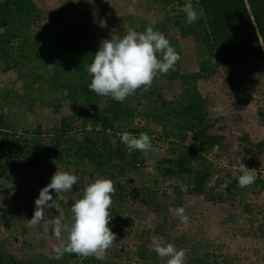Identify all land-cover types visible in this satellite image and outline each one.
Segmentation results:
<instances>
[{
    "label": "trees",
    "instance_id": "obj_1",
    "mask_svg": "<svg viewBox=\"0 0 264 264\" xmlns=\"http://www.w3.org/2000/svg\"><path fill=\"white\" fill-rule=\"evenodd\" d=\"M133 1L0 0V170L18 175L26 166L37 170L47 164L49 184L58 167L71 172L75 161L92 167V179L113 181L114 202L128 199L137 208L159 195L171 199L177 211L188 202L196 210L203 201L214 208L243 201V214L233 216L235 227L242 236L264 237V201H244L249 189L238 186L240 161L264 165V137L251 136L254 128L264 127V106L251 110L247 83L249 74L264 70V0H152L163 16L151 26L165 34L181 59L174 71L156 76L166 85L155 106L142 112L133 106L141 88L118 102L91 91L87 72L104 39L126 34ZM188 2L198 12L204 9L193 24L182 11ZM136 118L147 125L134 127ZM125 131L137 137L147 133L152 145L154 137L167 144L156 163L158 178L127 186L153 150H129L121 141ZM219 157L226 166L215 162ZM86 173L77 170V183L63 194L71 207ZM256 175L258 197L264 193V174ZM112 248L110 256H118ZM68 258L81 264L102 261L74 253ZM139 258L144 264H167L145 250ZM209 258L196 253L190 262L212 264ZM0 264L47 263L0 250Z\"/></svg>",
    "mask_w": 264,
    "mask_h": 264
},
{
    "label": "rangeland",
    "instance_id": "obj_2",
    "mask_svg": "<svg viewBox=\"0 0 264 264\" xmlns=\"http://www.w3.org/2000/svg\"><path fill=\"white\" fill-rule=\"evenodd\" d=\"M132 17L126 25L138 32L144 26H151L159 21L163 12L158 4L152 0H134L131 5ZM242 69H246L242 67ZM249 69L247 71V74ZM247 83H250L249 94L251 110L256 111L259 106H264V70L260 73L249 74ZM166 85V82L156 77L151 87L145 91L140 89L135 94L133 106L138 112L151 109L155 106L158 91ZM150 104V105H148ZM144 118H136L133 126L143 127L147 125ZM252 140L257 141L264 137V127L257 126L251 131ZM152 153H148L149 159L140 166V170L132 173L127 179L129 188L138 186L143 181L158 178L156 163L166 153L167 144L164 140L154 137ZM215 155L219 156L220 151L216 150ZM220 165L226 166L222 158H214ZM240 159H238L239 161ZM257 177V172L261 170L264 174V165L259 168L250 166L246 159L241 161ZM71 166V173L76 174L77 170H87L88 173L82 177L79 195L82 196L84 187L94 181L91 173V166L78 167ZM27 167V166H26ZM23 168L18 175H14L9 169L0 173V250H6L18 257L20 260H40L47 264L54 261L55 264H81L68 258V252L63 251L59 259L56 249L64 242V235L56 237L53 230H44L43 222L33 228L26 227L36 209L35 200L39 197L40 190L48 184L46 170L49 166L45 164L42 168L31 170L29 166ZM237 168V167H235ZM239 168V167H238ZM30 170V172L27 171ZM263 170V171H262ZM42 175V178L39 177ZM39 184V185H37ZM43 185V186H42ZM255 183L247 186L249 192L244 201L254 203L258 200L264 201V193L256 196L253 193ZM30 189V190H29ZM60 201V211L55 208L47 209L46 212L52 217H60L62 223L70 222L72 219L69 197L63 196ZM258 198V200H256ZM220 203L214 208L212 203L200 202L195 210L194 205L188 202L185 204L184 215L188 217V223L184 224L175 207L173 201L163 195H159L146 208L133 207L130 201L114 202L109 209L111 219L109 227L116 234L113 242L118 256H110L107 250L106 259L100 264H144L139 258L142 250L156 254L153 237H162L165 244L172 243L178 250H185V264H192L190 260L194 255L200 253L209 255L212 264H264V237L242 236L239 228L235 227L233 216L243 214V201L234 203ZM214 209V211H213ZM165 226L160 229L159 226ZM250 230V229H249ZM248 230V231H249ZM255 230L251 229L250 231ZM245 232V231H244ZM96 262L94 256H89ZM156 258L161 259L157 254ZM165 257L162 261H167ZM153 262V261H152ZM84 264V263H82ZM152 264H158L153 262Z\"/></svg>",
    "mask_w": 264,
    "mask_h": 264
},
{
    "label": "clouds",
    "instance_id": "obj_3",
    "mask_svg": "<svg viewBox=\"0 0 264 264\" xmlns=\"http://www.w3.org/2000/svg\"><path fill=\"white\" fill-rule=\"evenodd\" d=\"M188 24L195 23L204 16V9L199 12L188 2L182 8ZM159 54V57H158ZM181 59L179 52L171 45L165 34L148 26L146 31L138 32L132 28L126 29V34H112L110 39L101 42L94 59L87 66V72L92 77L89 89L99 96H110L118 102H123L138 89L147 91L158 74H167L175 70L177 61ZM121 141L129 150H139L147 154L153 149L151 138L141 132L135 136L125 131ZM238 186L244 188L253 184L256 176L241 161L239 162ZM78 177L71 172L57 171L51 182L40 190L35 200L36 209L33 217L28 220L26 227L33 228L43 222L45 231L51 228L56 237L64 235V242L56 249L57 259L63 251L74 253L81 257L94 256L97 260H105L107 250L116 240V234L109 227L112 206V196L116 189L109 178L97 177L88 183L82 196H74L71 207L72 219L62 223L60 217H52L46 210L55 208L60 211V201L63 194L69 192L77 183ZM56 193V198L52 196ZM184 208L178 209L184 224L188 217ZM154 251L167 264H185V250L177 249L172 243L165 244L162 237H153Z\"/></svg>",
    "mask_w": 264,
    "mask_h": 264
}]
</instances>
